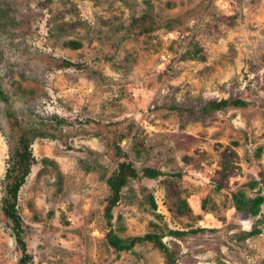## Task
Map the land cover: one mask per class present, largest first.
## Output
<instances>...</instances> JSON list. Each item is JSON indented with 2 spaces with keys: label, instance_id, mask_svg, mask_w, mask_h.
<instances>
[{
  "label": "rangeland",
  "instance_id": "rangeland-1",
  "mask_svg": "<svg viewBox=\"0 0 264 264\" xmlns=\"http://www.w3.org/2000/svg\"><path fill=\"white\" fill-rule=\"evenodd\" d=\"M0 83L19 118L48 132L31 143L36 162L19 191L27 264H166L150 242L116 251L107 241L114 128L137 166L163 172L123 189L121 236L152 222L199 228L164 236L179 264H263L264 203L254 216L235 196H264V0H0ZM222 98L246 105L199 110ZM6 111L0 99V264H20L1 209L16 148ZM169 179L192 214L168 212Z\"/></svg>",
  "mask_w": 264,
  "mask_h": 264
},
{
  "label": "trees",
  "instance_id": "trees-1",
  "mask_svg": "<svg viewBox=\"0 0 264 264\" xmlns=\"http://www.w3.org/2000/svg\"><path fill=\"white\" fill-rule=\"evenodd\" d=\"M145 16L138 17L135 19V23L138 26H142L145 22ZM172 19H170L166 25L172 27ZM146 29V27L144 28ZM68 44L74 48L81 47L82 42L79 40H70ZM33 88L30 90L32 91ZM0 99L6 104L7 111L6 115L9 119L11 135L14 137L15 149L11 152L10 156V166L6 172V187L4 196L2 199V211L11 223V228L16 240V244L21 251L20 264H27L31 259V255L27 251V241H26V228L24 226V221L18 211V200L19 191L21 186L25 183L26 177L31 171L33 163H35V157L32 154L31 143L35 138L39 136H46L48 132H45L44 128L41 126L36 127L28 122L23 121L17 115L11 96L5 91L0 83ZM246 105V101L241 98H222L220 100L212 99L205 103V105L199 110L202 113H209L211 111L225 109L230 106L242 107ZM113 124H103L108 127ZM115 125V124H113ZM112 138L108 139V144L115 151V154L119 157L117 167L112 171V173L107 178V184L109 186V194L107 196L104 215L107 219V224L109 229L107 231V241L116 251H127L133 248L138 243L150 242L155 245L166 257V264H179L175 257V253L169 247V245L163 240L164 236L170 235H181L191 232H198V229L177 230L168 228L167 232L158 231V223L152 222L151 229L142 235H135L129 237L121 236L116 227H114V208L119 203L122 197L123 189L129 184L130 180L140 179V178H158L163 174L162 170L156 166L143 165L141 167L137 166L135 162L129 157L127 152L123 151L121 146V141L125 137L123 133H120L117 128L112 130ZM54 136V134H52ZM106 138V137H105ZM133 138H136V143L133 145V150L140 156L142 151L146 148V143L144 138L138 137L137 133H134ZM262 148L257 151L260 153ZM44 161H49L45 159ZM264 181V180H263ZM252 186L259 184L258 180H253L250 182ZM264 184V183H263ZM167 195L164 200V204L171 214L174 216H184L187 214H192L193 209L188 202L186 197H183L178 192L173 193V188L176 187L175 182L172 179L167 180ZM244 192H241L239 196H235L238 203L237 208L248 210L252 215H258L260 213V207L264 203V196L258 195L256 197H251L244 199ZM152 206L157 207L153 196H151ZM203 207V205H202ZM258 232V229L248 232V235ZM264 264V259L262 260Z\"/></svg>",
  "mask_w": 264,
  "mask_h": 264
}]
</instances>
